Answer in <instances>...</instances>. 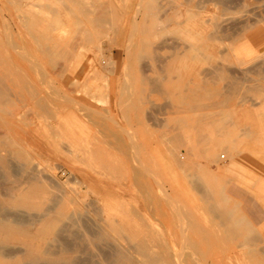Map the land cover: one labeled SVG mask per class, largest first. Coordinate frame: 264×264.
Here are the masks:
<instances>
[{"label": "rangeland", "instance_id": "374dc122", "mask_svg": "<svg viewBox=\"0 0 264 264\" xmlns=\"http://www.w3.org/2000/svg\"><path fill=\"white\" fill-rule=\"evenodd\" d=\"M0 84V264H264V0H0Z\"/></svg>", "mask_w": 264, "mask_h": 264}, {"label": "crops", "instance_id": "0c3cea01", "mask_svg": "<svg viewBox=\"0 0 264 264\" xmlns=\"http://www.w3.org/2000/svg\"><path fill=\"white\" fill-rule=\"evenodd\" d=\"M234 54H236V56H247V55H252V54L256 55V50L249 43H243L238 48H234ZM118 71L119 70H117V69L106 70V72L108 73L106 75L108 84L107 83H105V84L108 85L107 91L109 94L111 93V89L114 90V88L117 87V85L116 86L114 85L113 78L117 77ZM224 138H225V136H224ZM229 140L230 141L226 142L225 144H232V145H230V148H228V152H231V153L233 152V155H231L230 153L229 154L231 157H233L234 161L231 163V167H227L225 170H227V172H230V170L235 167L238 170L242 171L245 174L244 176L246 178H250V176L252 175V172L250 170H248V168L246 166H243L241 164V160L247 161V160H251L254 157L256 158V156L259 155L258 152L261 151V150H258L260 148H257L256 145H252L250 142H248V143L245 142V143H242L240 145H237L235 143L236 142L235 140H233V141H231V139H229ZM263 141H264V138H263ZM225 144L222 141V143L219 142L217 144V146L224 147ZM244 181L247 182L246 180H244ZM250 185H251V188L253 189V191L255 192V194H258V192L254 188L253 184L250 183ZM258 197L260 200V204H259L260 214H259L258 220H259L260 228H262L264 226V191L260 190ZM246 219H247V221H249L247 217H246ZM249 223H250V221H249ZM262 237H264V234L262 235Z\"/></svg>", "mask_w": 264, "mask_h": 264}, {"label": "bare ground", "instance_id": "6f19581e", "mask_svg": "<svg viewBox=\"0 0 264 264\" xmlns=\"http://www.w3.org/2000/svg\"><path fill=\"white\" fill-rule=\"evenodd\" d=\"M76 17H77V15H76ZM75 17V18H76ZM148 17V16H147ZM96 20V19H95ZM91 24H93V23H91ZM236 27V26H235ZM219 28V27H218ZM223 29V28H222ZM234 35V34H233ZM33 38V37H32ZM35 39V38H34ZM188 46V45H187ZM48 50V49H47ZM49 56V55H48ZM1 85V84H0ZM158 87V86H157ZM1 91H0V95H1ZM3 95V94H2ZM6 96V95H5ZM0 98H1V96H0ZM3 99V98H2ZM5 101V100H4ZM3 101V102H4ZM220 156H221V154H220ZM263 163H264V159L263 160H261ZM259 163V162H258ZM255 164L254 163V166H256V171H258L259 172V180L260 181H263V178H264V168L261 166V163H259V164ZM256 183V182H255ZM260 184H261V182H260ZM215 206V205H214ZM211 208H212V206H210ZM214 209V208H213ZM212 209V210H213ZM211 210V211H212ZM222 210V209H221ZM213 212V211H212ZM216 212V211H215ZM219 212V211H218ZM221 212H223L224 213V210H222ZM236 212L234 211V214H235ZM241 213V212H240ZM210 214H211V212H210ZM220 214V217H221V213H219ZM239 214V213H238ZM1 215H3V214H1ZM217 215V214H216ZM242 215V214H241ZM226 216V215H225ZM228 216V215H227ZM224 217V216H222L223 217V219L225 218V220L228 218V217ZM240 216V215H239ZM244 215H243V219H244ZM241 218H242V216H241ZM243 219H241V223L238 221V223H239V225L240 224H242L243 222ZM232 220H234L233 218L231 219V221ZM245 220V219H244ZM235 221V220H234ZM246 221V220H245ZM9 219L8 218H6L5 216H0V225H3V224H11V222L12 223H14L15 225H18V224H27V223H25V222H22L21 220H19L18 218H14V219H12L9 223ZM247 222V221H246ZM236 224V223H235ZM246 224V223H245ZM248 225H250L249 223H247ZM246 224V226H247V228H248V225ZM234 225V224H233ZM233 225H232V227H233ZM234 228V227H233ZM235 229V228H234ZM9 231H11V232H14L15 230H14V228H9ZM249 231H250V229H249ZM224 232V231H223ZM235 235V234H234ZM101 236V235H100ZM229 236V235H228ZM101 237H105V236H101ZM225 237V236H224ZM234 238V237H233ZM234 240V239H233ZM247 242V241H246ZM128 247V246H127ZM67 249H75V248H77L76 247V245H73V244H71V245H69V246H67L66 247ZM139 248V247H138ZM129 250H131V248L129 249ZM132 251V250H131ZM133 251H135V250H133ZM264 252V251H263ZM90 253V252H89ZM134 253V252H133ZM131 255H132V253L130 252V251H128V250H123L121 247H118V246H115L114 248H112L111 249V251H109V252H103V254H102V258L105 260V261H109V263L110 264H133V261H132V259H131ZM152 260V259H151ZM144 261V260H143ZM146 261H148L147 259H146ZM82 262V261H81ZM88 262V261H87ZM148 262H150V261H148ZM143 263V262H142ZM88 264H90L89 262H88ZM94 264V263H93Z\"/></svg>", "mask_w": 264, "mask_h": 264}, {"label": "built area", "instance_id": "2783aa9c", "mask_svg": "<svg viewBox=\"0 0 264 264\" xmlns=\"http://www.w3.org/2000/svg\"><path fill=\"white\" fill-rule=\"evenodd\" d=\"M224 157H225V155H221V156H220V158H224Z\"/></svg>", "mask_w": 264, "mask_h": 264}]
</instances>
